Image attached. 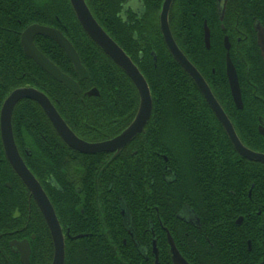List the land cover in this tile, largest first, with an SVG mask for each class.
I'll return each mask as SVG.
<instances>
[{"label":"flooded vegetation","instance_id":"1","mask_svg":"<svg viewBox=\"0 0 264 264\" xmlns=\"http://www.w3.org/2000/svg\"><path fill=\"white\" fill-rule=\"evenodd\" d=\"M85 2L145 78L151 112L125 144L87 152L63 139L39 101L20 98L12 133L44 194L32 192L12 164L3 136V109L15 90H38L77 137L91 144L129 129L142 98L132 77L84 29L71 0H0V264H264V162L237 150L164 32L169 27L243 145L264 153V0ZM38 27L58 31L80 61L82 72L57 39L32 33L35 48L76 89L27 54L24 34ZM83 35L124 79L95 77L85 61L91 54ZM229 59L241 105L233 96ZM39 72L48 78L43 81ZM154 74L164 78L156 83L150 79ZM52 84L68 93L67 109L52 94ZM192 86L218 121L213 131L226 137L223 148L235 153L237 174L222 166L216 192L207 186L211 173L205 165L192 168L189 190L184 188L178 158L180 148L191 145L181 144L179 135L195 130L167 127L158 111L164 92ZM214 196L222 197L221 208L212 207Z\"/></svg>","mask_w":264,"mask_h":264},{"label":"water","instance_id":"2","mask_svg":"<svg viewBox=\"0 0 264 264\" xmlns=\"http://www.w3.org/2000/svg\"><path fill=\"white\" fill-rule=\"evenodd\" d=\"M78 18L87 31V33L91 36V38L98 44V46L105 51L108 55H110L122 68L125 72H127L132 79L137 84L142 98V103L140 107L139 114L133 123V125L127 129L123 134L118 136L117 138L98 144L87 143L80 138L70 129V127L64 122V120L60 117L58 112L55 110L54 106L50 103L48 98L40 93L38 90L34 88H21L15 90L6 100L5 108L3 109V136L7 148V152L12 164L16 167L19 174L30 188V190L37 195H43V190L34 177V175L30 172V170L25 166L24 162L20 158L14 138L12 133V112L16 102L22 97H30L39 101L46 112L52 119L53 124L56 127L58 133L63 137V139L70 144L72 147L77 148L82 151H99L108 148H113L114 145L125 144L136 132L137 129L142 125L149 117L151 112V99H150V89L148 84L139 71V69L133 64L131 59L127 56L125 51L104 31V29L98 24V22L92 16L90 10L87 7L85 0H71ZM42 32L53 38L57 39L67 50L70 57H72L77 65L80 72L83 71V66L80 61L76 59L75 53L73 52L70 45L67 43V40L56 30H51L49 28H39L32 29L29 32L24 34V46L27 54L33 57L38 63H40L46 70H48L53 76H55L58 80L63 81L69 87L76 89L75 82L69 78L67 75L63 74L59 69H57L48 59H46L34 46L31 36L32 33ZM164 32L166 36V41L172 50L175 57L180 61V63L186 68V70L193 77L201 92L207 99L208 103L212 107L216 116L223 124V126L227 129L228 134L236 146L237 150L244 155L245 157L252 160H259L264 162V153H259L252 151L245 147L243 143L240 141L231 120L227 116L226 112L216 99L214 93L211 88L204 80V78L200 75L196 67H194L187 57L179 50L176 43L174 42L171 33L169 31V27L164 26ZM229 77L230 84L232 87L233 96L237 105H241V93L239 84L237 81L236 72L231 64V60L229 59Z\"/></svg>","mask_w":264,"mask_h":264},{"label":"trees","instance_id":"3","mask_svg":"<svg viewBox=\"0 0 264 264\" xmlns=\"http://www.w3.org/2000/svg\"><path fill=\"white\" fill-rule=\"evenodd\" d=\"M70 24L76 25L74 21H71ZM83 36L86 39L85 51L90 50L91 54L90 58L86 55L85 61L91 66L95 77L99 80L110 79L111 77L116 80L124 79L104 54L91 45V42L85 35ZM38 74L43 76V81L48 78L47 76L44 77L40 72ZM160 78L164 77H158L154 74L150 79L157 83V79ZM37 81H39L38 77ZM51 87L52 94L58 96L60 100H63L64 105L62 106L66 108L64 96L68 95V93L59 85L55 87V84H52ZM163 96L164 97L157 103V106L158 111L161 113L163 112L165 125L169 128L179 127L181 129H190V131L195 130V132L179 135L181 144L191 145L190 148L182 146L180 148L181 158H178L181 162V175L185 178L183 184L184 188L187 191L189 190L190 178L193 175L192 168L198 165L199 168L203 169V165H205L211 173L207 186L211 187L213 192H216V190L221 187L222 183L224 171L222 166L225 165L228 171H230V174L234 175L237 174L236 171L238 169L237 165L234 166V161H236L234 156L235 153L229 151L230 149L226 150L223 148V145L226 143V137L213 131L219 126L218 121L214 118L200 92L198 89L194 88V86L191 88L183 87L180 93L174 94L172 91L164 92ZM69 98L71 101V97ZM65 116L67 118H73L70 113H67ZM36 118L39 119L38 116H36ZM70 121L72 122L71 119ZM72 123L74 126H77L75 120ZM209 128L212 129L211 133L206 131ZM197 130H202L203 132H197ZM170 140L173 142L174 135H170ZM221 199V196H219L218 199L214 196V204L212 207L221 208Z\"/></svg>","mask_w":264,"mask_h":264}]
</instances>
